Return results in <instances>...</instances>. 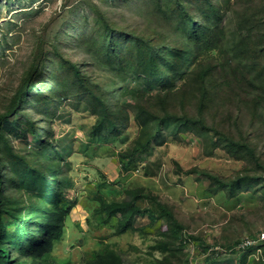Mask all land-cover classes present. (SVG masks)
I'll use <instances>...</instances> for the list:
<instances>
[{"label": "trees", "instance_id": "trees-1", "mask_svg": "<svg viewBox=\"0 0 264 264\" xmlns=\"http://www.w3.org/2000/svg\"><path fill=\"white\" fill-rule=\"evenodd\" d=\"M134 5L161 24L150 33L132 31L121 37L107 20L100 21L95 8H90V13H95L83 16L75 14V8L68 9L70 18L74 15L79 19L75 23L82 27L74 31L73 38L86 52L100 55L106 73L111 75L112 87L91 83L76 63L63 55L49 56L50 50L45 51L43 43H36L26 75L14 92L6 95L9 101L0 111V264L69 262H56L50 255L54 242L62 237L71 202L66 193L70 177L67 173L64 179L58 175L63 170L61 146L54 147L49 141L51 122L66 98L80 97L97 116L96 128L101 132L94 135L96 140L106 139L113 144L125 133L133 117L138 132L131 144L116 155L124 171L137 167L155 138L162 144L168 134L177 137L180 133L193 135L207 154L223 148L236 159L254 163L246 166L243 173L228 177L202 173L210 179L207 192H221L219 199L234 198L243 188L250 190L259 203V216L264 217V165L256 146L247 135L232 134L230 129L226 133L211 118L212 110L222 112V107L245 105L251 117L249 125L264 124V0H137ZM226 23H230L227 29ZM48 36L53 40L62 37L61 44L66 37L64 32H49ZM86 43L90 49L85 47ZM55 49L53 45L54 52ZM215 49L223 55L227 68L221 69L210 55L206 56ZM49 63L51 66L47 67ZM45 70L48 74L44 77L52 88L48 89L47 83L42 90L40 78ZM178 79L182 81L180 85ZM234 80L243 82V86L236 87ZM109 90L114 91L110 97ZM174 94L182 96L183 102L169 107ZM144 97L154 101L142 104ZM154 103L158 105L152 106ZM191 103L194 113L186 106ZM244 115L237 114L236 121L245 122ZM39 124L45 137L39 134ZM30 137H35V147L29 146L32 149L28 151L13 143L14 139L28 141ZM145 171H149L148 166ZM125 191L132 199L114 200L95 194L98 212L103 214L104 222L119 213V229L115 232L118 235L130 228L136 213H145L152 221L159 217L165 220V230L159 232L161 239L152 246L161 251L162 257L147 264H189V252L184 249L190 243L205 254L202 264H213L222 255H230L238 264H264V242L258 243V253L257 248L243 246V238L232 232L229 222L212 243H207L200 231L194 232L198 226L184 222L180 218L184 216L166 202L148 192L149 206L143 207L139 204L142 197L138 198L142 193L136 188ZM257 234L251 237L257 238ZM11 248L15 250L13 255ZM82 264L124 262L118 251L105 245Z\"/></svg>", "mask_w": 264, "mask_h": 264}, {"label": "rangeland", "instance_id": "rangeland-1", "mask_svg": "<svg viewBox=\"0 0 264 264\" xmlns=\"http://www.w3.org/2000/svg\"><path fill=\"white\" fill-rule=\"evenodd\" d=\"M133 1L137 3V0ZM134 3L117 5L113 0H0V111L5 109L9 101L6 95L12 94L26 75L36 43H43L44 50H50L49 56L63 55L76 63L81 74H86L91 83L96 82L108 89L112 87L111 75L106 73V65L102 64L100 55L97 52H86L73 38L74 31L81 30L82 27L75 23L79 19L74 15L70 18L68 9L75 8V14L83 16L95 13L94 10L90 13V8H95L101 17L100 21L107 20L109 26L115 28L116 35H122L121 37L126 36L123 33L132 31L139 34L150 33L161 24L151 15L148 17L142 14ZM231 18L232 16L228 20ZM227 25L230 23H226V29ZM49 32H57L58 35L64 32L66 37L63 43H60L62 37L51 39ZM96 39L98 40V36ZM89 44L86 43L85 47L90 49ZM53 45L56 47L55 52ZM91 45L94 50L95 44ZM209 55L221 69L227 68V62L223 61V55L218 49L210 51L206 56ZM49 66L51 63L47 64ZM45 74H48L47 70L41 74L42 90L47 83V88H52L50 81L44 77ZM241 81L234 80L235 86L242 87ZM181 82L178 79V85ZM113 93L114 91L109 90L108 96ZM137 101L140 102L139 99ZM153 101L144 97L140 103ZM182 102L183 97L174 94L168 105L174 107ZM155 104L157 103L152 106ZM186 106L194 113L193 103ZM232 106L222 107L219 109L222 112L212 110V120L220 123L226 133L230 129L232 134L247 135L256 146L259 159L264 165V124L255 122V126L249 125L248 119L251 117L247 113V107ZM30 113L33 114L31 111ZM237 114H245L242 116L245 122L236 121ZM96 119L97 116L78 97L64 99L51 122L52 140L49 141H52L54 147L61 146L59 149L63 157V170L58 175L61 179L65 178L66 173L70 177L66 193L71 200L64 218L62 237L54 242L50 250V255L56 262L66 263L69 260L68 264H82L93 257L94 251L105 245L118 251L124 264H147L162 257L161 251L152 246L161 239L159 232L165 230L164 219L159 217L152 221L147 214L136 213L130 228L118 235L115 232L119 229L116 224L119 213L108 222L101 218L103 214L98 212L99 204L95 194L127 201L133 196L127 194L126 189L136 188L138 193H142L138 198L142 197L139 204L143 207L149 206L146 198L149 192L177 209L179 215L184 216L180 217L186 220L184 222L193 227L198 226L194 232L200 231L201 238L204 237L207 243H212L218 237L226 222L234 230L232 232L240 239L243 238L242 241L264 229V217L259 216L258 212L259 203L250 190L243 188L234 198L219 199L221 192L218 196L207 192L210 179L202 173L207 171L220 177H228L243 173L246 166H254V163L247 164L244 159H236L223 148L213 149L207 154L202 151V143L193 135L180 133L177 137L168 134L162 144L159 143V138H155L153 145L140 157L137 167L124 171L116 155L124 151L136 136L138 126L135 120L130 117L125 133L111 144L106 139H95L94 135L101 132L97 131ZM41 126L39 124L37 127L40 128L39 134L45 137ZM241 128L244 130L241 131ZM34 138L30 137L28 141L14 139L13 143L28 151L32 149L29 146L35 147ZM146 166L149 170L147 172ZM184 251L189 252V264H202L205 254L193 243ZM14 253V248H11V255ZM229 256L222 255L214 263L238 264L236 259L232 260Z\"/></svg>", "mask_w": 264, "mask_h": 264}, {"label": "built area", "instance_id": "built-area-1", "mask_svg": "<svg viewBox=\"0 0 264 264\" xmlns=\"http://www.w3.org/2000/svg\"><path fill=\"white\" fill-rule=\"evenodd\" d=\"M259 242H264V229L261 230L260 232H258L257 234V238H246L243 242L242 245L243 246H251L252 248H257L256 252H260L261 248L259 247L260 244H258Z\"/></svg>", "mask_w": 264, "mask_h": 264}]
</instances>
